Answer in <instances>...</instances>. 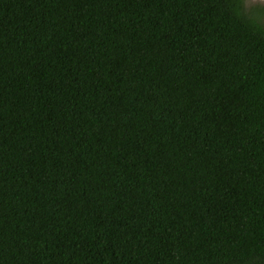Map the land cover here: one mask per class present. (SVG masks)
<instances>
[{
    "label": "trees",
    "instance_id": "trees-1",
    "mask_svg": "<svg viewBox=\"0 0 264 264\" xmlns=\"http://www.w3.org/2000/svg\"><path fill=\"white\" fill-rule=\"evenodd\" d=\"M0 264H264L243 0H0Z\"/></svg>",
    "mask_w": 264,
    "mask_h": 264
},
{
    "label": "rangeland",
    "instance_id": "rangeland-1",
    "mask_svg": "<svg viewBox=\"0 0 264 264\" xmlns=\"http://www.w3.org/2000/svg\"><path fill=\"white\" fill-rule=\"evenodd\" d=\"M264 0H245L244 1V10L250 14V13H253V15L255 17H257V19L260 21V22H264V12L262 13V10L256 6V5H261ZM253 8H256L255 10L253 11H250L251 9Z\"/></svg>",
    "mask_w": 264,
    "mask_h": 264
},
{
    "label": "flooded vegetation",
    "instance_id": "flooded-vegetation-1",
    "mask_svg": "<svg viewBox=\"0 0 264 264\" xmlns=\"http://www.w3.org/2000/svg\"><path fill=\"white\" fill-rule=\"evenodd\" d=\"M244 1L245 0H243V5H244ZM263 3L261 4V5H256V6H258L263 12H264V1H262ZM256 8H253V9H251L250 11H253V10H255ZM262 12V13H263ZM247 13V12H246ZM248 14V13H247ZM249 15H252L253 17H255L254 15H253V13H250ZM255 18H257V17H255Z\"/></svg>",
    "mask_w": 264,
    "mask_h": 264
}]
</instances>
